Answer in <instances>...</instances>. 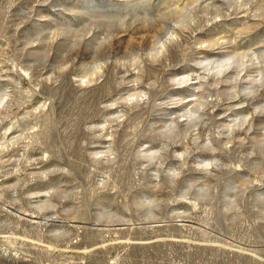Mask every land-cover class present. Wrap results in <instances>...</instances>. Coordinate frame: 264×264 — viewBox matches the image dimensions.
I'll return each mask as SVG.
<instances>
[{"label":"rangeland","instance_id":"obj_1","mask_svg":"<svg viewBox=\"0 0 264 264\" xmlns=\"http://www.w3.org/2000/svg\"><path fill=\"white\" fill-rule=\"evenodd\" d=\"M0 264H264V0H0Z\"/></svg>","mask_w":264,"mask_h":264},{"label":"bare ground","instance_id":"obj_2","mask_svg":"<svg viewBox=\"0 0 264 264\" xmlns=\"http://www.w3.org/2000/svg\"><path fill=\"white\" fill-rule=\"evenodd\" d=\"M170 40V39H169ZM162 43V42H161ZM163 44V43H162ZM233 54V53H232ZM238 55V54H237ZM240 55V54H239ZM228 60V59H227ZM217 64V63H216ZM225 65L228 67V66H230V63L228 62V61H226L225 62V64H222V62H221V65H216V66H218V68L220 69L221 68V70H222V68H224L225 67Z\"/></svg>","mask_w":264,"mask_h":264}]
</instances>
